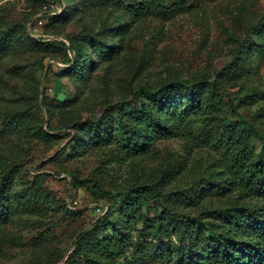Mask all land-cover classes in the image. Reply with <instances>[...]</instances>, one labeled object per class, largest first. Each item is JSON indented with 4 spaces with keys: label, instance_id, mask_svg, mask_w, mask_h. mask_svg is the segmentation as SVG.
Segmentation results:
<instances>
[{
    "label": "rangeland",
    "instance_id": "obj_1",
    "mask_svg": "<svg viewBox=\"0 0 264 264\" xmlns=\"http://www.w3.org/2000/svg\"><path fill=\"white\" fill-rule=\"evenodd\" d=\"M59 11L51 0H0V175L10 178L0 264H90L71 254L76 238L109 203L118 207L113 194L128 184L186 188L201 208L230 205L242 190L226 162L231 114L221 101L190 131L141 135L137 150L127 138L147 126L136 117L108 141L85 135L80 149L71 125L137 85L213 77L243 38L256 40L248 32L264 22V0H160L136 17L89 0L49 18ZM70 38L95 50L83 77L62 70L70 63L61 43ZM245 65L249 74L233 75L222 90L245 96L238 112L264 130V45L246 52ZM40 128L49 137H38Z\"/></svg>",
    "mask_w": 264,
    "mask_h": 264
},
{
    "label": "trees",
    "instance_id": "obj_2",
    "mask_svg": "<svg viewBox=\"0 0 264 264\" xmlns=\"http://www.w3.org/2000/svg\"><path fill=\"white\" fill-rule=\"evenodd\" d=\"M51 1L60 11L49 18L79 10L89 0H72L74 4ZM91 1L134 17L160 2ZM248 35H255L256 40L243 38L233 49L231 59L213 77L173 79L154 88L137 85L128 98L106 104L97 116L71 125L79 130L71 139L76 143L74 148L80 149L86 144L85 135L89 143L108 141L115 131L123 130L121 121L126 116L136 117L147 126L143 134L133 130L127 138L129 149L137 150L141 135L150 140L173 129L190 131L194 121L206 119L221 101L231 114L230 127L223 136L226 162L234 176L232 181H239L242 188L235 202L220 208H201L197 197L186 188L163 190L156 182L128 184L113 194L118 207L109 203L101 216L78 234L71 254L86 258L90 264H264V130L238 112L245 96L222 90L233 75L249 74L246 52L254 56L261 51L264 22L257 30L251 28ZM61 48L68 56L66 63H70L62 70L83 77L93 63L94 48L89 50L71 38L61 43ZM35 133L49 137L41 128ZM6 172L0 175V218L7 216L10 197ZM119 258L122 260L116 262Z\"/></svg>",
    "mask_w": 264,
    "mask_h": 264
}]
</instances>
